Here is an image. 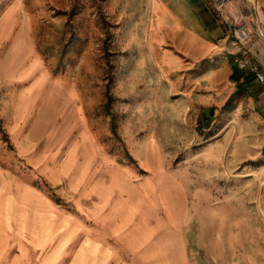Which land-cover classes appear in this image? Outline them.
I'll return each instance as SVG.
<instances>
[{
	"label": "rangeland",
	"instance_id": "rangeland-1",
	"mask_svg": "<svg viewBox=\"0 0 264 264\" xmlns=\"http://www.w3.org/2000/svg\"><path fill=\"white\" fill-rule=\"evenodd\" d=\"M235 1L251 29L249 42L264 39V0H253L256 8L252 0ZM255 10L262 15L256 18ZM10 15L18 30L23 25L30 29L32 51L25 65L35 67L37 75L9 73L18 30L0 32V165L5 171L60 202L40 171L47 162L39 157L104 155L112 174L130 171L135 182H157L153 238L160 257L177 262L189 252L199 264L232 258L234 264H264L256 194L250 183L234 178V151L228 150L234 122L247 118L250 109L243 89L215 98L219 106L199 113L194 97L183 95L182 81H155L136 73L131 60L123 58V39L97 0H0V29ZM6 59L8 70H2ZM47 74L52 80L37 86ZM58 80L72 101L57 115L56 100L50 104L47 93ZM11 91L19 96L16 107ZM39 118L52 122L46 134L38 129ZM66 121L77 125L69 139L50 145L49 139L62 136ZM28 136L42 140L28 146Z\"/></svg>",
	"mask_w": 264,
	"mask_h": 264
},
{
	"label": "crops",
	"instance_id": "crops-1",
	"mask_svg": "<svg viewBox=\"0 0 264 264\" xmlns=\"http://www.w3.org/2000/svg\"><path fill=\"white\" fill-rule=\"evenodd\" d=\"M97 1L123 39V58L131 60L136 73L151 75L155 81L166 77L182 81L183 95L194 97L199 113L219 106L215 98L243 89L250 109L247 118L234 122L228 150L234 151V178L254 188L264 225V88L253 73L240 70L236 63L237 58L246 57L264 71V39L239 45L231 38L227 25L245 18L238 3L233 0L220 13L213 0ZM7 18L0 32L17 33L18 21L11 15ZM258 25L261 30L262 24ZM29 33L28 26L18 30L11 67L7 69L6 59L2 70L27 73L31 78L37 75L35 67L25 65L32 51ZM44 77L37 86L52 80L49 74ZM48 86L50 104L56 100L55 113H63L72 101L69 96L66 99V89L59 80ZM11 94L16 107L18 93ZM191 106L188 113L193 111ZM37 123L45 134L52 128V122L44 123L41 118ZM69 124L62 125V136L49 139L50 145L69 139L77 126ZM31 140L36 144L42 137L28 136L24 141L29 146ZM39 160L47 162L40 171L60 202L0 165V264H199L189 252L177 262L160 257L153 238L159 204L153 179L135 182L134 172L116 170L112 174L110 159L95 153H44ZM232 260L224 264H234Z\"/></svg>",
	"mask_w": 264,
	"mask_h": 264
},
{
	"label": "built area",
	"instance_id": "built-area-1",
	"mask_svg": "<svg viewBox=\"0 0 264 264\" xmlns=\"http://www.w3.org/2000/svg\"><path fill=\"white\" fill-rule=\"evenodd\" d=\"M233 2V0H213V5L215 9L224 13L228 10V6ZM228 30L231 38H233L237 44L244 45L247 44L252 39L251 29L244 22V19L235 20L234 23H229ZM236 63L240 70L249 71L256 76L258 82L264 88V71L256 69L251 65L249 60L246 57H241L236 59Z\"/></svg>",
	"mask_w": 264,
	"mask_h": 264
},
{
	"label": "bare ground",
	"instance_id": "bare-ground-1",
	"mask_svg": "<svg viewBox=\"0 0 264 264\" xmlns=\"http://www.w3.org/2000/svg\"><path fill=\"white\" fill-rule=\"evenodd\" d=\"M252 5H253L255 8L258 6L253 0H252ZM252 5H251V6H252ZM255 8H254V9H255ZM256 10H257V9H256ZM257 14H258V12H257ZM261 15H262V14H259V16H257V17H260ZM257 21H258V20H257Z\"/></svg>",
	"mask_w": 264,
	"mask_h": 264
}]
</instances>
